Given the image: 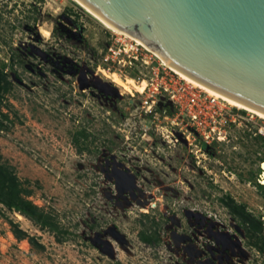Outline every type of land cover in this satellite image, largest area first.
<instances>
[{
  "label": "rangeland",
  "instance_id": "obj_1",
  "mask_svg": "<svg viewBox=\"0 0 264 264\" xmlns=\"http://www.w3.org/2000/svg\"><path fill=\"white\" fill-rule=\"evenodd\" d=\"M117 38L74 0H0V63L14 83L0 154L68 232L4 208L0 264H264L222 203L229 196L264 220V119L230 105L243 118L208 143L171 103L146 116L139 92L160 59L106 61ZM11 220L44 247L17 240ZM149 228L159 245L140 238Z\"/></svg>",
  "mask_w": 264,
  "mask_h": 264
},
{
  "label": "water",
  "instance_id": "obj_2",
  "mask_svg": "<svg viewBox=\"0 0 264 264\" xmlns=\"http://www.w3.org/2000/svg\"><path fill=\"white\" fill-rule=\"evenodd\" d=\"M80 1L194 82L264 116V0Z\"/></svg>",
  "mask_w": 264,
  "mask_h": 264
},
{
  "label": "built area",
  "instance_id": "obj_3",
  "mask_svg": "<svg viewBox=\"0 0 264 264\" xmlns=\"http://www.w3.org/2000/svg\"><path fill=\"white\" fill-rule=\"evenodd\" d=\"M126 38H117L116 43L118 44L109 48L106 61L123 63L129 67L151 64L152 55L155 54L136 40ZM153 74L149 80L144 81L146 83L144 90L139 92L144 97L142 109L148 117L159 119L157 112L160 103H171L179 112H177L178 114L184 115L191 124L197 126V130L200 131L201 126L204 127L202 134L208 143H210V138L214 141L216 139L223 140L222 130L226 123H236L238 117L243 118L240 114L235 113L228 102L187 82L165 66L161 60L158 63V68H154ZM175 115L171 113L164 118L166 121L174 123ZM259 135L264 136L263 128L259 130ZM174 143H178V140H175Z\"/></svg>",
  "mask_w": 264,
  "mask_h": 264
},
{
  "label": "trees",
  "instance_id": "obj_4",
  "mask_svg": "<svg viewBox=\"0 0 264 264\" xmlns=\"http://www.w3.org/2000/svg\"><path fill=\"white\" fill-rule=\"evenodd\" d=\"M13 87L14 83L10 80L7 64L2 62L0 63V129L5 128L4 122L9 120V115L4 113L2 108L6 95L12 91ZM79 135L86 137L84 132ZM79 139L76 138L77 143ZM261 159L264 161V158ZM26 183L28 182L19 178L15 167L6 162L2 154H0V215H5L4 208H6L9 211L17 212L29 218L41 228L49 229L57 234L68 233L67 230L60 228L52 214L46 213L30 199L33 195V190L29 189ZM256 186L264 193V185L257 183ZM222 203L238 225L244 229L248 245L255 248L259 253L264 254V220L260 216H255L245 204H240L229 196L223 198ZM10 224L12 233L17 240H28L34 248L41 249L44 247L35 237L30 236L23 230L18 223L11 220ZM140 238L149 245H159L161 243V237L152 228L141 232Z\"/></svg>",
  "mask_w": 264,
  "mask_h": 264
},
{
  "label": "bare ground",
  "instance_id": "obj_5",
  "mask_svg": "<svg viewBox=\"0 0 264 264\" xmlns=\"http://www.w3.org/2000/svg\"><path fill=\"white\" fill-rule=\"evenodd\" d=\"M77 4H79L83 9H85L91 16H93L96 20H98L103 26H105L107 29L111 30L112 32L116 33V34H119V35H124L130 39H134L136 40L140 45L144 46L146 49H148L149 51H151L144 43H142L141 41H139L138 39L134 38L133 36H130V35H127V34H124V33H120L119 31L113 29L112 27H110L108 24H106L102 19H100L94 12H92L86 5H84L80 0H74ZM46 34H48V32H46ZM155 55L161 60V62L167 66L168 68H170L171 70H173L176 74H178L181 78H183L184 80H186L187 82L189 83H192L194 84L195 86L203 89L205 92L209 93L210 95H213V96H216L218 98H221L223 100H225L226 102H228L231 106L233 107H236L240 110H244V111H247V112H250V113H253L255 115H257L258 117L264 119V116L217 93V92H214L196 82H194L193 80H191L190 78H188L187 76H185L184 74H182L180 71H178L177 69H175L173 66H171L170 64H168L165 60H163L161 57H159L156 53ZM110 72V71H109ZM83 73V72H82ZM86 73V72H85ZM84 73V74H85ZM96 73V72H95ZM105 75L108 77V78H111L112 81L117 84L118 86L122 87L125 91L129 92V93H132L133 90H132V87L130 86V84L128 83H125L124 81L121 80V77L117 74V73H107L106 71L104 72ZM83 76V75H82ZM83 80V83H88V77L87 76H83L81 78ZM81 80V81H82ZM141 87V86H139ZM114 173H116V169H114ZM114 176H116L115 174H113ZM262 185H264V167H263V177H262ZM144 204L143 207L147 206L148 202L147 201H142ZM21 217V215H19Z\"/></svg>",
  "mask_w": 264,
  "mask_h": 264
},
{
  "label": "flooded vegetation",
  "instance_id": "obj_6",
  "mask_svg": "<svg viewBox=\"0 0 264 264\" xmlns=\"http://www.w3.org/2000/svg\"><path fill=\"white\" fill-rule=\"evenodd\" d=\"M88 82H89V80H88Z\"/></svg>",
  "mask_w": 264,
  "mask_h": 264
}]
</instances>
